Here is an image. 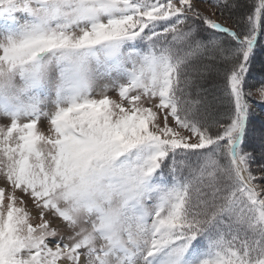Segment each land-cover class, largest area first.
I'll list each match as a JSON object with an SVG mask.
<instances>
[{
	"label": "snow or ice",
	"instance_id": "obj_1",
	"mask_svg": "<svg viewBox=\"0 0 264 264\" xmlns=\"http://www.w3.org/2000/svg\"><path fill=\"white\" fill-rule=\"evenodd\" d=\"M17 21L0 76L148 47L115 97L0 117V264H264V0H0Z\"/></svg>",
	"mask_w": 264,
	"mask_h": 264
},
{
	"label": "clouds",
	"instance_id": "obj_2",
	"mask_svg": "<svg viewBox=\"0 0 264 264\" xmlns=\"http://www.w3.org/2000/svg\"><path fill=\"white\" fill-rule=\"evenodd\" d=\"M0 43H6V41L0 39ZM127 51V48L122 46L119 59L124 61L126 67H131V60L127 56ZM44 59L47 61L48 57L45 56ZM64 66L68 71L65 72L63 86L77 91L90 88L91 91L86 93L90 95H102L105 84H111V79L116 78L115 73L112 74L111 78L106 76L102 66L98 67L95 61H88L83 66H77L75 63L70 65L66 61ZM4 68L6 74L0 76V105L7 104L10 110L20 109L21 119L28 118L25 115V109L32 105L38 107L42 112L51 113L55 111L56 106L53 102L60 73L55 61L48 65L43 81L38 86H33L30 82L22 80L18 72L11 75L7 74V66ZM4 115V109L0 108V117Z\"/></svg>",
	"mask_w": 264,
	"mask_h": 264
},
{
	"label": "rangeland",
	"instance_id": "obj_3",
	"mask_svg": "<svg viewBox=\"0 0 264 264\" xmlns=\"http://www.w3.org/2000/svg\"><path fill=\"white\" fill-rule=\"evenodd\" d=\"M198 7L207 15H211V18L216 20L217 22L223 24L224 26H231V21L227 19V14L221 15L218 10L208 7L207 5L200 4ZM215 13V14H213ZM28 26V21H17L15 26L12 29H9L7 32H0V39L6 40L9 35H11L14 38H18L22 34L23 28ZM124 47L127 48V56L129 60H132V57L134 55L132 49L135 48L137 53H144L147 50V44H142L140 47H136L135 45H129L124 44ZM121 48H119L116 52H109L106 49L97 48L94 49L92 52L86 53L88 57V61H95L98 67L103 68L104 74L108 76L109 78L112 77V74L115 73L116 77H127L126 69L128 67L125 66L124 61L122 59H119L121 56ZM130 51V52H129ZM60 53H54V52H46L44 53V57L40 61H32L29 68L31 70H34L35 77L34 79H30L27 74L25 76H21L19 71H17L20 75V78L22 80H25L26 82H30L33 86H38L42 83L43 78L46 74L48 65L51 64L53 61H55L57 67L60 69L59 73V83L56 85L55 89V100L54 104L56 107L63 106L64 104H67L70 100L80 99L82 98L86 93L90 92L91 89L88 88L86 90H73L64 87V81H65V64L66 61H63L60 59ZM45 56L48 57V60L45 61ZM109 61H112V63H109ZM115 82V79H111V84H105L104 86V92H108V94L112 97H115L118 95V90L112 89V84ZM0 108H3L5 112H8L9 106L7 104L0 105ZM38 108V107H37ZM39 109V108H38ZM39 127V123H38Z\"/></svg>",
	"mask_w": 264,
	"mask_h": 264
},
{
	"label": "trees",
	"instance_id": "obj_4",
	"mask_svg": "<svg viewBox=\"0 0 264 264\" xmlns=\"http://www.w3.org/2000/svg\"><path fill=\"white\" fill-rule=\"evenodd\" d=\"M262 64H264V47H261L260 49L257 50L253 72L254 73L260 72L262 70L261 69ZM221 162L226 163L227 161L225 159H222Z\"/></svg>",
	"mask_w": 264,
	"mask_h": 264
}]
</instances>
